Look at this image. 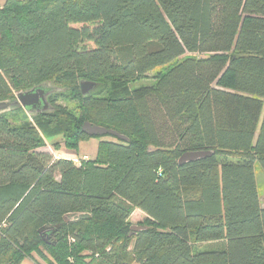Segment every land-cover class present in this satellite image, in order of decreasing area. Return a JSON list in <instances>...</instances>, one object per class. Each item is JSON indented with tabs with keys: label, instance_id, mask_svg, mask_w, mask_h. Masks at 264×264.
Here are the masks:
<instances>
[{
	"label": "trees",
	"instance_id": "16d2710c",
	"mask_svg": "<svg viewBox=\"0 0 264 264\" xmlns=\"http://www.w3.org/2000/svg\"><path fill=\"white\" fill-rule=\"evenodd\" d=\"M47 83L50 111L0 115V264H264V0H6L0 100ZM55 136L107 138L76 163Z\"/></svg>",
	"mask_w": 264,
	"mask_h": 264
},
{
	"label": "water",
	"instance_id": "95a60500",
	"mask_svg": "<svg viewBox=\"0 0 264 264\" xmlns=\"http://www.w3.org/2000/svg\"><path fill=\"white\" fill-rule=\"evenodd\" d=\"M79 86L82 95L85 97L93 90V88H95L96 83L90 80H80ZM53 91L54 87H52L49 83L40 84L27 90H20L15 93L13 98L0 100V115L19 108L25 109L29 116L50 111L51 106L49 107L47 97ZM38 105H41L40 110H36ZM81 130L89 136L110 135L125 140V137L117 131L93 124L89 121H85L82 124ZM211 154H213V151H186L178 157L177 164L183 165ZM143 228L144 226L132 225L129 228V235H131L132 231H137ZM44 240L48 242L47 238H44Z\"/></svg>",
	"mask_w": 264,
	"mask_h": 264
},
{
	"label": "rangeland",
	"instance_id": "374dc122",
	"mask_svg": "<svg viewBox=\"0 0 264 264\" xmlns=\"http://www.w3.org/2000/svg\"><path fill=\"white\" fill-rule=\"evenodd\" d=\"M5 1L6 0H0V7L5 3ZM154 74L155 72H150L148 74L147 79H143L141 81L134 83L133 88H138L140 86L151 84L154 80L152 79ZM51 86H54V84L53 85L51 84ZM57 102L58 104L62 106L67 105L66 104L67 102L62 99L58 100ZM69 107L71 108L72 105L69 104ZM6 117L9 121L13 123H21L23 121L31 122V119L28 118L24 110H21L18 112L7 113ZM106 138L107 137H103V138L90 137L86 140L80 141L79 144L76 146V149L69 150L63 146L62 136H55V137L46 139V145L40 150L44 152H48L52 156L61 155L63 157L65 156L70 157V158L75 157L76 159L80 161V157L94 158L96 155V151H97L98 141L100 139H106ZM54 145H58V148L55 149ZM254 175H255V183H256V189H257L259 201H260L261 206L264 207V171L260 167L258 162L254 163ZM137 216L136 215L132 216V219L129 221L131 226L140 225V223L146 218L144 217V219H138ZM212 245H213L212 243H209V244L202 243V245H198V246H201L203 250L208 251L210 250L211 247H213ZM18 264H48V262L44 258L39 256L38 254L34 253L32 258H28V257L23 258Z\"/></svg>",
	"mask_w": 264,
	"mask_h": 264
},
{
	"label": "crops",
	"instance_id": "0c3cea01",
	"mask_svg": "<svg viewBox=\"0 0 264 264\" xmlns=\"http://www.w3.org/2000/svg\"><path fill=\"white\" fill-rule=\"evenodd\" d=\"M73 158H75V157H73ZM133 215H136V216L138 215L137 216L138 219H144V217H146V214L143 211H141L140 209L138 210L137 208L131 213V215L129 217V221L132 219Z\"/></svg>",
	"mask_w": 264,
	"mask_h": 264
},
{
	"label": "flooded vegetation",
	"instance_id": "af4514ba",
	"mask_svg": "<svg viewBox=\"0 0 264 264\" xmlns=\"http://www.w3.org/2000/svg\"><path fill=\"white\" fill-rule=\"evenodd\" d=\"M47 101H48V104H49V107L51 106L49 100H48V97H47ZM41 109V105H38V107L36 108V110H40Z\"/></svg>",
	"mask_w": 264,
	"mask_h": 264
},
{
	"label": "built area",
	"instance_id": "2783aa9c",
	"mask_svg": "<svg viewBox=\"0 0 264 264\" xmlns=\"http://www.w3.org/2000/svg\"><path fill=\"white\" fill-rule=\"evenodd\" d=\"M83 158H84V157H83ZM78 161H79L78 159L74 158V162L78 163Z\"/></svg>",
	"mask_w": 264,
	"mask_h": 264
}]
</instances>
